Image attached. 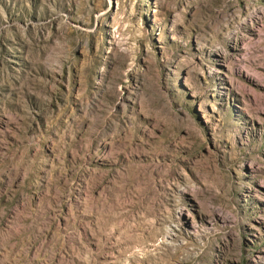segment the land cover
Listing matches in <instances>:
<instances>
[{"label": "rangeland", "instance_id": "1", "mask_svg": "<svg viewBox=\"0 0 264 264\" xmlns=\"http://www.w3.org/2000/svg\"><path fill=\"white\" fill-rule=\"evenodd\" d=\"M0 264H264V0H0Z\"/></svg>", "mask_w": 264, "mask_h": 264}]
</instances>
